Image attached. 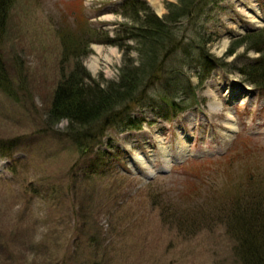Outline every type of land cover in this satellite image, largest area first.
Instances as JSON below:
<instances>
[{
  "label": "rangeland",
  "instance_id": "rangeland-1",
  "mask_svg": "<svg viewBox=\"0 0 264 264\" xmlns=\"http://www.w3.org/2000/svg\"><path fill=\"white\" fill-rule=\"evenodd\" d=\"M136 1L161 20L191 0ZM193 1L196 17L173 30L192 53L148 68L155 81L126 108L128 126L107 129L83 156L67 123L46 121L60 77L73 67L62 39L77 52L78 37L94 34L83 68L102 87L118 83L124 67L139 72L143 44L126 34L134 23L120 15L127 0L13 2L0 44L16 93L0 94V264H239L224 225L182 237L153 204L161 195L183 210L198 195L203 205L233 181L264 192V82L241 76L264 66V0ZM201 59L214 69L200 84ZM98 161L105 168L84 177Z\"/></svg>",
  "mask_w": 264,
  "mask_h": 264
},
{
  "label": "trees",
  "instance_id": "trees-1",
  "mask_svg": "<svg viewBox=\"0 0 264 264\" xmlns=\"http://www.w3.org/2000/svg\"><path fill=\"white\" fill-rule=\"evenodd\" d=\"M14 1L0 0V44L2 43V38L6 35L8 14ZM192 1H189L179 12L177 10H174V12L170 11L163 19L158 20L148 10L145 3L127 0L121 6L120 15L134 23L126 31V34H130L131 40L135 43L143 44V49H138V53L142 55L143 61H145L147 66H144L139 72H136L134 68L124 67L120 73V81L107 84L105 87H102L100 83L93 82L83 68V61L90 53V46H88L86 41L93 39L94 34L88 33L85 36L78 37L77 43L79 42V46L78 50H76L77 52L71 50V47L68 46L71 43L69 42L71 38L62 39L64 62L68 63L72 60L73 67L68 74H63L60 77V81L54 90L46 121L50 125L60 124V122L68 124L67 131L69 135L66 136L71 144L76 146L78 154L83 156V154L93 150L107 129L114 127L125 128L128 126L131 120L127 118V121H124L125 119L122 117L128 111L126 108L130 104L135 105L143 100L136 97L140 93L139 91L144 90L150 82L155 81V74H149V71L147 72L148 68L155 70L163 65L166 67L167 63H171V59L183 57L182 52L192 53L194 50L192 43L189 41L181 42L180 39L175 37L176 34L174 33L176 24H182L184 20L196 17L198 14L200 9H195L198 7V2L195 1V5V2ZM204 1L199 0V3ZM209 3L211 4V2ZM174 8L176 7L172 6V10ZM105 42L106 44L111 43V41ZM252 49L257 50L258 53L263 52L258 49L256 44L253 45ZM233 52L231 50L230 54H233ZM208 61L201 59L205 75L201 74V72L200 74L195 73L199 77L200 84L208 79L207 75L214 69L212 62ZM176 62H178L177 58ZM259 64L257 65L258 67L250 69L253 71L250 75L246 72H241L245 82L250 83L252 86H258L264 82V66L261 62ZM152 66H156V68H152ZM148 81L150 82L144 88L145 83ZM0 94L12 98L16 95L14 83L9 78L1 53ZM194 97L195 95L193 94V99ZM171 108L175 114L182 112L180 108L178 109L173 104H171ZM97 152L103 156V153ZM98 162L87 168L85 173L88 175L84 177L95 176L99 169L105 168V163ZM251 181L252 183L254 182V180ZM253 186L256 185L248 183L245 189L237 184V181H233L229 188H227L228 186H222V190L212 192L211 199H205V205L196 202V200L200 199L196 195L194 201H190L188 205L190 208L183 210L171 204L174 199L170 200L167 198L163 202L158 201L161 195L154 197L153 204L159 208L161 223L169 227L170 230L174 229L180 236L193 237L198 231L209 229L213 224H222L227 236L230 235L234 242L233 253L239 264H264V192L255 191ZM226 191V195L228 194L227 198H225L226 195L224 193ZM242 191L247 193L241 194ZM216 197L221 198L218 199L220 200L218 204L213 207L209 202ZM187 198L186 196L183 199ZM205 207L207 209H204ZM82 229L84 230V225ZM93 241L94 239L90 237V244ZM4 261L6 262L5 257ZM86 264L100 263L92 260Z\"/></svg>",
  "mask_w": 264,
  "mask_h": 264
},
{
  "label": "bare ground",
  "instance_id": "bare-ground-1",
  "mask_svg": "<svg viewBox=\"0 0 264 264\" xmlns=\"http://www.w3.org/2000/svg\"><path fill=\"white\" fill-rule=\"evenodd\" d=\"M94 68H95V67H94ZM94 68H93V69H94ZM230 127H231V126H230Z\"/></svg>",
  "mask_w": 264,
  "mask_h": 264
}]
</instances>
